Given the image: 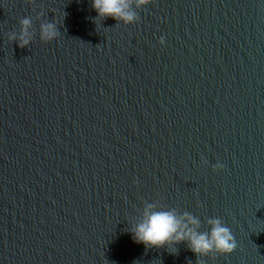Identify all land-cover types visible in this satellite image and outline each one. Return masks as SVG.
Returning <instances> with one entry per match:
<instances>
[{"label":"water","instance_id":"obj_1","mask_svg":"<svg viewBox=\"0 0 264 264\" xmlns=\"http://www.w3.org/2000/svg\"><path fill=\"white\" fill-rule=\"evenodd\" d=\"M129 4L0 0V264H264V0ZM146 203L237 246L137 243Z\"/></svg>","mask_w":264,"mask_h":264},{"label":"clouds","instance_id":"obj_2","mask_svg":"<svg viewBox=\"0 0 264 264\" xmlns=\"http://www.w3.org/2000/svg\"><path fill=\"white\" fill-rule=\"evenodd\" d=\"M31 3V0H28ZM151 0H137V6H144ZM92 7L99 17H111L125 24L135 22L138 17L130 10L129 0H91ZM20 31L11 33L9 39H18L21 47L27 46L32 34L29 28L32 20L24 17L19 20ZM59 33L55 23H45L40 26V39L44 42L58 38ZM164 44V37L158 41ZM206 163V161H203ZM213 170L223 169L224 165L217 162L212 165ZM208 232H198L194 226L199 225V220L189 213L177 215L174 209L158 207L154 203H146L139 218L130 229L135 242L146 247L168 246V251L175 254L174 244L187 241L189 249L197 255H206L213 252L219 255H228L236 248V240L230 230L219 217L209 218Z\"/></svg>","mask_w":264,"mask_h":264}]
</instances>
